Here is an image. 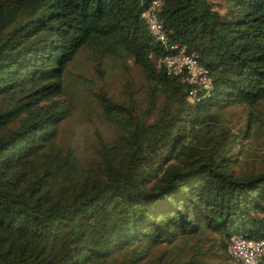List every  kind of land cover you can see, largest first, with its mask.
Listing matches in <instances>:
<instances>
[{
  "label": "trees",
  "instance_id": "obj_1",
  "mask_svg": "<svg viewBox=\"0 0 264 264\" xmlns=\"http://www.w3.org/2000/svg\"><path fill=\"white\" fill-rule=\"evenodd\" d=\"M148 2L0 0V264H239L230 234L264 237V166H237L264 127V0H160L167 40L210 77L192 101L181 74L156 63L168 50L140 17ZM80 52L113 134L83 158L56 140ZM107 57L129 59L138 85L123 76L110 92ZM233 105L241 120L220 124ZM205 114L216 131L202 143Z\"/></svg>",
  "mask_w": 264,
  "mask_h": 264
},
{
  "label": "rangeland",
  "instance_id": "obj_2",
  "mask_svg": "<svg viewBox=\"0 0 264 264\" xmlns=\"http://www.w3.org/2000/svg\"><path fill=\"white\" fill-rule=\"evenodd\" d=\"M112 58H105L104 83L108 85L109 91L118 94L123 76H128L135 86L138 85V70L128 59L125 66L116 63ZM101 79L91 67V63L85 58V53L77 54L76 59L68 65L66 73V87L62 97L72 100V113L63 119L57 128L56 140L62 144L72 146L81 158L89 154L99 142L106 141L113 136L112 129L103 122L97 115L94 101L91 100L89 88L93 89L100 84ZM244 108L241 105H233L219 112L218 122L221 124V117H228L235 125L241 120ZM260 116L264 115V106L259 109ZM210 114L203 115L200 123V140L203 143L207 137L216 131V127L206 128V123L211 122ZM205 130V131H204ZM231 130V129H230ZM237 166L256 170L264 166V127H259L256 132L244 141L243 149L238 154ZM179 245L181 243L176 242ZM191 240L185 246L180 247L182 255L189 254L192 250L188 248ZM175 249V248H174ZM214 259V258H213ZM211 260L208 256V261Z\"/></svg>",
  "mask_w": 264,
  "mask_h": 264
},
{
  "label": "built area",
  "instance_id": "obj_3",
  "mask_svg": "<svg viewBox=\"0 0 264 264\" xmlns=\"http://www.w3.org/2000/svg\"><path fill=\"white\" fill-rule=\"evenodd\" d=\"M160 0H150L140 11L149 33L168 50L156 59L167 73L181 74V78L190 84L186 99L192 101L198 94H206L211 89L207 69L197 60L194 52L186 51L184 46L169 42L161 20L157 15ZM227 252L239 264H256L264 255V237H250L232 232L227 242Z\"/></svg>",
  "mask_w": 264,
  "mask_h": 264
}]
</instances>
